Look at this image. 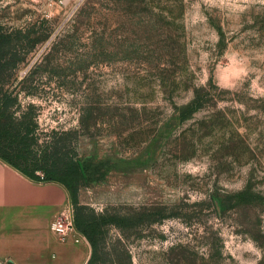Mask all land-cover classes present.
<instances>
[{
  "label": "rangeland",
  "instance_id": "374dc122",
  "mask_svg": "<svg viewBox=\"0 0 264 264\" xmlns=\"http://www.w3.org/2000/svg\"><path fill=\"white\" fill-rule=\"evenodd\" d=\"M4 92L18 167L79 164L94 264H264V0H0Z\"/></svg>",
  "mask_w": 264,
  "mask_h": 264
},
{
  "label": "crops",
  "instance_id": "0c3cea01",
  "mask_svg": "<svg viewBox=\"0 0 264 264\" xmlns=\"http://www.w3.org/2000/svg\"><path fill=\"white\" fill-rule=\"evenodd\" d=\"M70 202L60 181L34 179L0 157V260L86 264L91 254L87 238L64 242L50 230L53 215Z\"/></svg>",
  "mask_w": 264,
  "mask_h": 264
},
{
  "label": "trees",
  "instance_id": "16d2710c",
  "mask_svg": "<svg viewBox=\"0 0 264 264\" xmlns=\"http://www.w3.org/2000/svg\"><path fill=\"white\" fill-rule=\"evenodd\" d=\"M12 103L13 101L10 94L6 92L1 94L0 104L3 109H7ZM11 129L13 131H11ZM28 132V130L22 131V128H10L8 126H5V129H0V157L34 179L58 180L63 183L65 187L71 191L70 198L73 204L74 223L76 228L91 241L93 246H96L93 240L94 224L84 212L87 206L80 204L77 197V185L82 176L79 164L71 160L67 154L60 152L58 147L56 148V146H54L48 154H44L42 158L33 160L30 170L21 169L18 167L15 160L21 158V150L25 147L23 143L29 137ZM12 135L14 136L12 140L3 142L4 138ZM14 151L15 154H13ZM24 157L25 156H23V158ZM39 170H41L43 174L37 173ZM68 174L69 178H65L64 175ZM86 264H94L93 252Z\"/></svg>",
  "mask_w": 264,
  "mask_h": 264
},
{
  "label": "built area",
  "instance_id": "2783aa9c",
  "mask_svg": "<svg viewBox=\"0 0 264 264\" xmlns=\"http://www.w3.org/2000/svg\"><path fill=\"white\" fill-rule=\"evenodd\" d=\"M50 230L60 241L64 242H79L86 238L75 226L71 203H66L53 215L50 221ZM0 264L11 263L6 260H0Z\"/></svg>",
  "mask_w": 264,
  "mask_h": 264
}]
</instances>
